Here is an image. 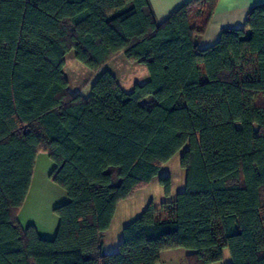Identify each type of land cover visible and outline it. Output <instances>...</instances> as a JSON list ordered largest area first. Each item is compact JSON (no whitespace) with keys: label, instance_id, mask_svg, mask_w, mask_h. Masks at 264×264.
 Returning a JSON list of instances; mask_svg holds the SVG:
<instances>
[{"label":"trees","instance_id":"obj_1","mask_svg":"<svg viewBox=\"0 0 264 264\" xmlns=\"http://www.w3.org/2000/svg\"><path fill=\"white\" fill-rule=\"evenodd\" d=\"M217 2L191 0L158 25L147 0H0V264H160L178 249L188 264L225 250L264 264V4L200 50ZM72 51L100 74L87 99L69 92ZM120 55L149 72L131 92L103 72ZM184 149L185 190L172 200L161 177L167 201L105 253L118 205ZM40 152L69 197L53 240L17 221Z\"/></svg>","mask_w":264,"mask_h":264},{"label":"crops","instance_id":"obj_2","mask_svg":"<svg viewBox=\"0 0 264 264\" xmlns=\"http://www.w3.org/2000/svg\"><path fill=\"white\" fill-rule=\"evenodd\" d=\"M147 1L153 12L155 21L158 25H160L164 23L176 10L191 0ZM262 4H264V0H218L206 33L198 39L199 49L205 50L214 46L220 40L223 30L243 29L250 11ZM120 58L127 60L124 55H120L113 61ZM113 61L104 67L103 72L109 71L108 66ZM127 61L131 63L129 60ZM65 70L66 66L64 69V74ZM99 77L100 74L96 75L93 73V79L90 81L88 87L83 89L77 87V95H81L85 99L89 98L92 93V87ZM55 167L56 165L48 153H38L35 160L30 189L22 208L17 213V221L20 226L24 230L30 226H34L37 229L39 236L44 240H53L56 237L59 227V217L55 214V209L69 202L67 192L55 184L50 178ZM137 193L138 192H136L128 200L118 205L115 217L119 213L121 205L123 203H129V201H131V199H133ZM172 196H174L173 192ZM150 202L151 200H148L146 204H150ZM129 207V205L125 206L124 209L129 210ZM108 233L109 232H106L104 234L103 239ZM188 254H186V256ZM165 256L166 252L162 254L160 264L166 262ZM171 258V256H166V259L170 262Z\"/></svg>","mask_w":264,"mask_h":264},{"label":"rangeland","instance_id":"obj_3","mask_svg":"<svg viewBox=\"0 0 264 264\" xmlns=\"http://www.w3.org/2000/svg\"><path fill=\"white\" fill-rule=\"evenodd\" d=\"M65 78L70 82L69 92L77 95V87H88L93 79V72L83 66L76 60L75 52L72 51L66 56ZM108 70L116 77L119 85L126 92H131L136 84H143L149 80V72L145 65L138 63H129L127 60L116 59L109 66ZM147 105L152 104V100L146 101ZM182 150L170 162L164 164L160 176L156 178L147 189L140 190L129 203H123L119 209V213L115 217L113 224L103 239L105 253H115L121 242L123 241V230L130 223L135 221L147 208L148 200L157 208H160L166 200L165 190L160 184V178L169 176L172 179V200L177 194L185 190L186 172L181 168L180 161L183 155ZM169 200V199H168ZM131 204V205H130ZM130 206L129 210H125V206ZM145 205V206H144ZM188 252L183 249L166 251V256H171V262L166 259L163 264H188L186 259ZM215 264H232V258L228 250L224 251V257L221 262Z\"/></svg>","mask_w":264,"mask_h":264}]
</instances>
